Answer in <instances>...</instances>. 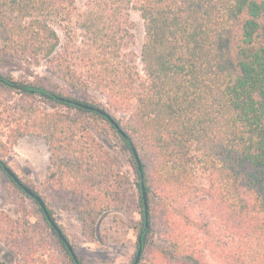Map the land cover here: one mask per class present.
Here are the masks:
<instances>
[{
	"label": "trees",
	"instance_id": "obj_1",
	"mask_svg": "<svg viewBox=\"0 0 264 264\" xmlns=\"http://www.w3.org/2000/svg\"><path fill=\"white\" fill-rule=\"evenodd\" d=\"M132 9L145 23L140 55L131 50ZM25 65L46 73L15 77L11 69ZM82 104L107 111L127 137ZM32 134L49 145V172L41 186L19 178L56 225V211L73 214L94 242L100 219L125 207L130 178L109 146L118 141L138 169L134 228L145 264H264V0H0V177L34 202L71 263L83 264L7 170L9 153ZM193 193L207 220L182 214L183 224L172 205ZM189 226L219 233L210 256L186 240ZM29 232V219L0 211V237L18 264H53Z\"/></svg>",
	"mask_w": 264,
	"mask_h": 264
},
{
	"label": "rangeland",
	"instance_id": "obj_2",
	"mask_svg": "<svg viewBox=\"0 0 264 264\" xmlns=\"http://www.w3.org/2000/svg\"><path fill=\"white\" fill-rule=\"evenodd\" d=\"M83 1L78 0L79 6H82ZM130 18L133 22L131 31L134 33L131 50L140 55L145 40V23L139 11L135 9L131 10ZM11 70L17 78H33L35 74L44 75L46 73L44 66L25 65V68L13 67ZM94 97L96 102L108 108L104 97L99 95ZM113 116L122 120L123 124L121 113L113 112ZM5 131L8 132V129H5ZM114 144H109V146L120 156L124 171L129 176L130 182L125 193V207L120 211L107 212L100 219L97 228V241H89L82 234L81 222L75 215L64 211H56L54 214L57 226L65 232L76 255L83 264H132L137 258L139 250L138 230L134 227L142 221L141 194L137 186L138 169L133 156L122 147V143L115 141ZM8 162L13 171L23 180H32L35 184L41 186L49 172V145L40 135L24 136L19 139L14 149L9 153ZM197 196L196 193H193L183 202L172 205V213L181 223L187 224L182 214L189 216V220L195 224L207 220V215L204 216L205 212H202L199 206ZM1 210L10 213L20 222H23L26 218L30 220L31 232L28 235H33L40 249L38 252H41L49 263L72 264L58 236L48 227L43 217L36 213L34 202L27 197L24 198L20 191L7 188L4 185V180L0 177ZM21 228H23V225ZM187 229L186 240L209 256L220 244L219 233H216V231L208 234L196 226H189ZM143 256H140L139 261ZM0 261L18 264L15 254L8 249L1 237ZM140 264H145V262L141 260Z\"/></svg>",
	"mask_w": 264,
	"mask_h": 264
},
{
	"label": "water",
	"instance_id": "obj_3",
	"mask_svg": "<svg viewBox=\"0 0 264 264\" xmlns=\"http://www.w3.org/2000/svg\"><path fill=\"white\" fill-rule=\"evenodd\" d=\"M84 107L86 108H89V109H93V110H97L98 112L102 113V114H105L108 118H110V120L119 128L120 132L125 136L127 137V134L125 133V131L122 129L121 125L111 116V114H109L107 111L103 110L102 108L100 107H94V106H91V105H88V104H82ZM133 150H134V155L137 159V162H138V165H139V168L140 170H142V165H141V162L139 160V156H138V153L135 149V147H133ZM7 170L8 172L15 178V180L21 185L23 186L27 192H29L31 195L35 196L42 204L43 208L45 209V212L48 216V218L51 220V222L54 224V226L57 228V230L60 232L61 236L63 237V239L67 241V239L64 237L63 233L61 232V230L59 229V227L55 224V221L53 220V218L51 217V215L49 214V211L47 210L42 198L39 196V195H36L35 192H33L30 188H28L27 186H25L23 184V182L20 180L19 176H17L16 172H14L11 168L7 167ZM142 198H143V204H144V212H145V216H146V220L148 221V216H149V204H148V200H147V194H146V191H145V187H144V184L142 182ZM69 244V243H67ZM72 252H73V249L72 247H70ZM141 252H142V248L139 247V250H138V254H137V258L135 260V264H137L139 262V259H140V256H141Z\"/></svg>",
	"mask_w": 264,
	"mask_h": 264
}]
</instances>
